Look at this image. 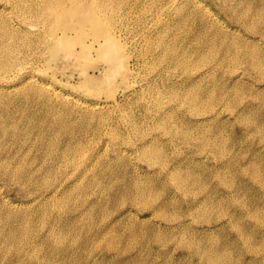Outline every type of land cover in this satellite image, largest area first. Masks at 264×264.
Wrapping results in <instances>:
<instances>
[{"label": "rangeland", "instance_id": "374dc122", "mask_svg": "<svg viewBox=\"0 0 264 264\" xmlns=\"http://www.w3.org/2000/svg\"><path fill=\"white\" fill-rule=\"evenodd\" d=\"M3 1L0 264H264V0H92L131 68L115 99L87 88L100 62L51 59L45 0Z\"/></svg>", "mask_w": 264, "mask_h": 264}, {"label": "bare ground", "instance_id": "6f19581e", "mask_svg": "<svg viewBox=\"0 0 264 264\" xmlns=\"http://www.w3.org/2000/svg\"><path fill=\"white\" fill-rule=\"evenodd\" d=\"M5 2H6V0H4ZM4 1H3V3H4ZM19 1V0H18ZM21 1V0H20ZM31 1H34V0H31ZM36 1H38V0H36ZM44 1V0H43ZM177 1V0H176ZM175 1V2H176ZM191 1V0H190ZM233 1V0H232ZM235 1V0H234ZM7 2H9V1H7ZM11 2V1H10ZM26 2H28V0L26 1ZM41 2V1H40ZM94 2V1H93ZM92 2V0H45L44 2H43V4H41L42 5V8H41V10H38V11H36L35 13L36 14H38V15H40L43 19H44V21H45V23H46V27H45V29H44V34H42V36H43V38H44V40H45V42L46 43H48V47H49V49L47 50V52L49 51L50 52V54L49 55H51V59H53V60H55V61H60V60H62L63 62H67V63H69V64H77L78 65V63L80 64V62L83 64L82 66H85V67H88V66H91L92 64L94 65V64H96L97 62H100L101 64H102V67H101V69L102 70H104L105 71V74H104V77H103V79H101V80H98V79H96V78H94V77H91V76H88L87 75V88L88 89H91V88H95V89H98V90H102V91H107V93H108V97H110V98H112V99H115L117 96H116V89H115V80H116V78H117V75H121L122 74V76H123V74L125 75V74H127V73H131V68H130V70L128 69V67H127V54H126V52H124L125 50H123V44H122V42H121V39H120V37H122V36H119V38H117V36H116V34H115V32L112 30V28H111V26H109V25H107V23L104 21V19L101 17V15L99 14V12L97 11V9H96V7H95V5H97V3L98 2H100V1H96L97 3L94 5V3ZM112 2V1H111ZM126 2V1H125ZM168 2H169V0H168ZM174 2V1H173ZM188 2H189V0H188ZM0 3H1V0H0ZM12 3V2H11ZM10 3V4H11ZM14 3V2H13ZM20 2H18L17 4H15V5H18ZM29 3V2H28ZM31 3V2H30ZM39 3V2H38ZM186 3V2H185ZM184 3V4H185ZM197 3V2H196ZM224 3V2H223ZM231 3V2H230ZM27 4V3H26ZM103 4V3H102ZM121 4V3H120ZM183 4V5H184ZM192 4V3H191ZM190 4V5H191ZM22 5V4H21ZM98 5H99V3H98ZM106 5H108V4H106ZM165 5V4H164ZM172 5V4H171ZM175 5H176V3H175ZM175 5H173V6H175ZM189 5V4H188ZM222 5V4H221ZM223 5H225V3L223 4ZM232 5H233V3H232ZM237 5H238V3H237ZM241 5V4H240ZM239 5V6H240ZM26 6H28V4L26 5ZM153 6V5H152ZM172 6V7H173ZM201 6V5H200ZM239 6H236V7H238L239 8ZM252 6V5H251ZM15 7V6H14ZM24 7V6H23ZM37 7V6H36ZM161 7V6H160ZM182 7H184V6H182ZM191 7V6H190ZM196 7V6H195ZM159 8V7H158ZM162 8V7H161ZM166 8H167V6H166ZM194 8V7H193ZM14 9V8H13ZM25 9H26V7H25ZM100 9V8H99ZM176 9V8H175ZM177 9H178V7H177ZM185 9V8H184ZM192 9V8H191ZM229 9H230V11L231 12H234L235 13V11H237L236 9H235V7L234 6H230L229 7ZM244 9V8H243ZM3 10H5V9H3ZM17 10V9H16ZM21 10V9H20ZM101 10V9H100ZM103 10V9H102ZM116 10V9H115ZM170 10H172V9H170ZM181 10H183V9H181ZM181 10H177V11H181ZM188 10V9H187ZM196 10V9H195ZM23 11V10H22ZM104 11V10H103ZM186 11V10H185ZM192 11V10H191ZM201 11V10H200ZM207 11V10H206ZM260 11V10H259ZM25 12V11H24ZM108 12H109V10H108ZM114 12V11H113ZM145 12V11H144ZM172 12V11H171ZM183 12V11H182ZM195 12V11H194ZM238 12V11H237ZM254 12V11H253ZM3 13V12H2ZM1 13V14H2ZM20 13H22V12H20ZM29 13V12H28ZM185 13V12H184ZM198 13H199V11H198ZM201 13V12H200ZM247 13H249V12H247ZM255 13V12H254ZM253 13V14H254ZM258 13V12H257ZM15 14V13H14ZM30 14V13H29ZM162 14V13H161ZM207 14V13H206ZM209 14V13H208ZM213 14V13H212ZM224 14V13H223ZM18 15H19V13H18ZM21 15V14H20ZM24 15V14H23ZM175 15V14H174ZM193 15V14H192ZM197 15V14H196ZM204 15V14H203ZM202 15V16H203ZM241 15H242V10H241ZM246 15V14H245ZM258 15V14H257ZM257 15L255 16V17H257ZM1 16V15H0ZM4 16V15H3ZM27 16V15H26ZM185 16V15H184ZM205 16V15H204ZM252 16V15H251ZM16 17H17V15H16ZM20 17V16H19ZM24 17H25V15H24ZM35 17V16H34ZM37 17V16H36ZM179 17V16H178ZM181 17V16H180ZM183 17V16H182ZM181 17V18H182ZM207 17V16H206ZM213 17V16H212ZM39 18V17H38ZM105 18V17H104ZM186 18V17H185ZM197 18V17H196ZM246 18V17H245ZM252 18H254V16H252ZM18 19H20V18H18ZM25 19V18H24ZM28 19V18H27ZM179 19V18H178ZM188 18H186V20H187ZM189 19H190V17H189ZM189 19H188V21H189ZM184 20V19H183ZM182 20V21H183ZM185 20V21H186ZM191 20V19H190ZM220 20V19H219ZM242 20V19H241ZM20 21V20H19ZM167 21V20H166ZM175 21V20H174ZM187 21V22H188ZM201 21H202V19H201ZM209 21V20H208ZM236 21V20H235ZM243 21V20H242ZM247 21H249V19L247 20ZM253 21V20H252ZM251 21V22H252ZM254 21H256V20H254ZM9 22V21H8ZM163 22V21H162ZM179 22V21H178ZM186 22V23H187ZM191 22V21H190ZM193 22H194V20H193ZM210 22V21H209ZM217 22H219V21H217ZM4 23H5V20H2V19H0V35L2 36V34H6V35H10V37L12 38L13 36H14V33H11L10 31L11 30H9L8 28H7V26L6 25H4ZM13 23V22H12ZM22 23V22H21ZM26 22H24V24H25ZM167 23V22H166ZM169 23V22H168ZM182 23V22H181ZM180 23V24H181ZM212 23V22H211ZM222 24H223V22H221ZM243 23V22H242ZM250 23V22H249ZM263 23V22H262ZM7 24V23H6ZM165 24V23H164ZM164 24H163V26H164ZM204 24H206V23H204ZM216 24V23H215ZM233 24V23H232ZM245 24V23H244ZM243 24V25H244ZM13 25H15V24H13ZM43 25H45V24H43ZM178 25V24H177ZM190 25V24H189ZM253 25H254V22H253ZM252 25V27H255V26H253ZM260 25H261V22H260ZM264 25V24H263ZM170 26V25H169ZM175 26V25H174ZM185 26H186V24L184 25V27L183 28H185ZM203 26V25H202ZM201 26V27H202ZM206 26V25H205ZM212 26V25H211ZM221 26V25H220ZM11 27V26H10ZM168 27V26H167ZM178 27V26H177ZM181 27V26H180ZM180 27H178V28H180ZM188 27V26H187ZM214 27V26H213ZM212 27V28H213ZM222 27H223V25H222ZM244 27V26H243ZM12 28H13V26H12ZM17 28V27H16ZM173 28V27H172ZM192 28V27H191ZM205 28H207V27H205ZM218 28V27H217ZM216 28V29H217ZM251 28V27H250ZM14 29V28H13ZM171 28H169V30H170ZM258 29V28H257ZM261 29H262V27H261ZM162 30V29H161ZM168 30V29H167ZM208 30H210V29H208ZM225 30V29H224ZM188 31V30H187ZM200 31H201V29H200ZM199 31V32H200ZM212 31H214V30H212ZM217 31V30H216ZM253 31V30H252ZM260 31V30H259ZM174 32V31H173ZM190 32V31H189ZM194 32H195V29H194ZM207 32V31H206ZM211 32V31H210ZM228 32V31H227ZM231 32V31H230ZM235 32V31H234ZM203 33V32H202ZM229 33V32H228ZM228 33H227V36H228ZM236 33V32H235ZM249 33H251V32H249ZM29 34V33H28ZM187 34V33H186ZM199 34V33H198ZM197 34V35H198ZM216 34V33H215ZM225 34V33H224ZM258 34H259V32H258ZM23 35V34H22ZM22 35H21V37H22ZM168 35H169V33H168ZM168 35H166V36H168ZM201 35V34H200ZM210 35H212V34H210ZM236 35V34H235ZM251 35H253V34H251ZM27 37L29 36V35H26ZM41 36V35H40ZM165 35H163V37H164ZM191 36V35H190ZM195 36V35H194ZM209 36V35H208ZM219 36H220V34H219ZM222 36V35H221ZM225 36V35H224ZM224 36H222V37H224ZM15 37V36H14ZM18 37V36H17ZM186 37L187 36H185V38L184 39H186ZM198 37V36H197ZM205 37H206V35H205ZM221 37V39L222 40H224V38H222ZM237 37V36H236ZM263 37H264V35H263ZM7 38V37H6ZM30 38V37H29ZM166 38V37H165ZM217 38V37H216ZM228 38H230L229 36H228ZM233 38H235V36L233 37ZM12 39H14V38H12ZM12 39H11V41H12ZM18 39H19V37H18ZM21 39V38H20ZM24 39V38H23ZM22 39V40H23ZM120 39V40H119ZM161 39V38H160ZM204 39V38H203ZM203 39H202V41H203ZM211 39V38H210ZM235 39H237V38H235ZM242 39H244V38H242ZM3 40V39H2ZM15 40V39H14ZM13 40V41H14ZM22 40H19V41H22ZM26 40V39H25ZM162 40V39H161ZM180 40V39H179ZM187 40V39H186ZM217 40H220L219 38L217 39ZM221 40V41H222ZM232 40V39H231ZM238 40H239V38H238ZM10 41V42H11ZM18 41V42H19ZM29 41V40H28ZM31 41V40H30ZM191 41V40H190ZM192 41H193V39H192ZM229 41V40H228ZM252 41V40H251ZM250 41V42H251ZM9 41L8 42H6V43H10ZM14 42H17V41H14ZM23 42V41H22ZM21 42V43H22ZM167 42V41H166ZM208 42V41H207ZM230 42V41H229ZM244 42V41H243ZM253 42V41H252ZM1 43V42H0ZM25 43V42H24ZM33 43V42H32ZM155 43V42H154ZM168 43V42H167ZM176 43V42H175ZM187 43V42H186ZM214 43V42H213ZM217 43V42H216ZM215 43V44H216ZM222 43V42H221ZM220 43V44H221ZM255 43V42H254ZM253 43V44H254ZM2 44V43H1ZM126 44V43H125ZM163 44V43H162ZM164 44H166V43H164ZM188 44V43H187ZM195 44H196V42H195ZM206 44V43H205ZM223 44V43H222ZM224 44H225V41H224ZM245 44H246V42H245ZM256 44V43H255ZM9 45V44H8ZM14 45V44H13ZM12 45V46H13ZM25 45V44H24ZM127 45V44H126ZM170 45V44H169ZM173 45V44H172ZM176 45H177V43H176ZM192 45V44H191ZM193 45H194V43H193ZM204 45V44H203ZM203 45H202V47H203ZM214 45V44H213ZM219 45V44H218ZM225 45H230L229 43L228 44H225ZM236 45H238V44H236ZM240 45H241V42H240V44H239V47L238 48H240ZM2 46V45H1ZM3 46H6V45H4L3 44ZM11 46V47H12ZM18 46H19V43H18ZM23 46V45H22ZM26 46V45H25ZM24 46V47H25ZM29 46H31L30 44H29ZM157 46V45H156ZM164 46V45H163ZM166 46V45H165ZM171 46V45H170ZM182 46V45H181ZM184 46H185V44H184ZM205 46V45H204ZM217 46V45H216ZM257 46V45H256ZM259 46V45H258ZM27 47V46H26ZM167 47H169V46H167ZM174 47H175V45H174ZM201 46H199V48H200ZM230 47V46H229ZM237 47V46H236ZM260 47V46H259ZM1 48V47H0ZM10 48V47H9ZM8 47H5L4 49H2V52L4 53L3 55H9V51H11L10 49H9ZM18 48H20V47H18ZM28 48V47H27ZM125 48V47H124ZM160 48V47H159ZM173 48V47H172ZM175 48H178V47H175ZM182 48V47H181ZM187 48V47H186ZM192 48V47H191ZM197 48H198V46H197ZM198 48V49H199ZM211 48H214V47H211ZM223 48V47H222ZM233 48H235V47H233ZM252 48V47H251ZM12 49H14V48H12ZM168 49V48H167ZM169 49H171V48H169ZM168 49V50H169ZM185 49V48H184ZM187 49H189V47L187 48ZM198 49H197V51H198ZM215 49H217V47H215ZM224 49V48H223ZM222 49V50H223ZM244 49H245V46H244ZM260 49V48H259ZM17 50H19V49H17ZM176 50V49H175ZM190 50V49H189ZM204 50V49H203ZM257 50V49H256ZM255 50V51H256ZM165 51V50H164ZM179 51V50H178ZM178 51H177V53H178ZM183 51V50H182ZM215 51V50H214ZM221 51V50H220ZM225 51V50H224ZM227 51H229L228 50V48H227ZM235 51V50H234ZM233 51V52H234ZM237 51H238V49H237ZM241 51H242V48H241ZM251 51V50H250ZM258 51V50H257ZM260 51V50H259ZM1 52V51H0ZM13 52V51H12ZM17 52V51H16ZM19 52H20V50H19ZM96 53V55H97V57H95V55L93 54V53ZM162 52V51H161ZM173 53H174V51H172ZM171 52V53H172ZM186 52V51H185ZM185 52H183L184 54H185ZM208 52H209V50H208ZM217 52V51H216ZM222 52V51H221ZM231 52V51H230ZM236 52V51H235ZM11 53V52H10ZM167 53V54H166ZM169 53H170V51H169ZM172 53V54H173ZM176 53V52H175ZM210 53V52H209ZM219 53V52H218ZM218 53H217V55H218ZM224 53V52H223ZM238 53H239V55H240V52L238 51ZM238 53H236V54H238ZM243 53V52H242ZM248 54H249V52H247ZM0 54H2V53H0ZM16 55H17V53H15ZM186 54L188 55V53L186 52ZM194 54H195V52H194ZM197 54V53H196ZM202 54V53H201ZM228 54V53H227ZM232 54V53H231ZM128 55H129V53H128ZM164 55V54H163ZM165 55H168V52H165ZM170 55V54H169ZM175 55V54H174ZM178 55H179V53H178ZM177 55V56H178ZM200 55V54H199ZM211 55H212V52H211ZM213 55H214V52H213ZM216 55V56H217ZM235 55V54H234ZM250 55V54H249ZM11 56V55H10ZM15 56V55H14ZM173 56V55H172ZM172 56H171V58H172ZM195 55H193V57H194ZM205 56V55H204ZM208 56V55H207ZM206 56V57H207ZM210 56V55H209ZM243 56V55H242ZM255 56V55H254ZM253 56V57H254ZM261 56V55H260ZM18 57V56H17ZM20 57V56H19ZM40 57V56H39ZM164 57V56H163ZM162 57V58H163ZM169 57V56H168ZM181 57V56H180ZM179 57V58H180ZM183 57H184V55H183ZM211 57V56H210ZM213 57V56H212ZM214 57H215V55H214ZM226 57V56H225ZM237 57V56H236ZM239 57V56H238ZM248 57V56H247ZM250 57H252L251 55H250ZM257 57V56H256ZM11 58V57H10ZM165 58H166V56H165ZM176 58V57H175ZM208 58V57H207ZM255 58V57H254ZM263 58V57H262ZM7 59H9V58H7ZM12 59V58H11ZM168 59V58H167ZM177 59V58H176ZM203 60H205L204 58H202ZM209 59H211V58H209ZM213 59V58H212ZM215 59V58H214ZM234 59V58H233ZM240 59V58H239ZM238 59V60H239ZM243 59V58H242ZM257 59V58H256ZM255 59V60H256ZM17 59H15L14 61H16ZM50 60V59H49ZM178 60V59H177ZM179 60H181V58L179 59ZM193 60V59H192ZM198 60H201V57H200V59H198ZM219 60V59H218ZM227 60V59H226ZM230 60V59H229ZM262 60H264V59H262ZM9 61V60H8ZM11 61V60H10ZM9 61V62H10ZM155 61V60H154ZM171 61V60H170ZM172 61H174L173 60V58H172ZM186 61H189V63H190V60H186ZM206 61V60H205ZM223 61V60H222ZM237 61V60H236ZM244 61H245V59H244ZM249 61H251V60H249ZM253 62H256V61H254V59L252 60ZM261 60H259V62H260ZM178 62V61H177ZM177 62H176V64H177ZM195 62H196V60H195ZM233 62H235V59H234V61ZM240 62V61H239ZM239 62H237V64L239 63ZM242 62V61H241ZM258 62V61H257ZM256 62V63H257ZM12 63H15V62H12ZM173 63H175V62H173ZM182 63V62H181ZM206 63H208V62H206ZM249 63V62H248ZM261 63V62H260ZM259 63V64H260ZM2 64H4L3 66H7V69H8V63H7V61H6V59H3V61H2ZM1 64V65H2ZM15 64H17V63H15ZM18 64H20V63H18ZM17 64V65H18ZM187 64V63H186ZM194 64V63H193ZM203 64V63H202ZM250 64V63H249ZM262 64V63H261ZM261 64H260V66H261ZM0 65V66H1ZM10 65H11V63H10ZM100 65V64H99ZM163 65V64H162ZM178 65V64H177ZM188 65H190V64H188ZM196 65V64H195ZM194 65V66H195ZM199 65H200V63L198 62V67H199ZM253 64H251L250 66H252ZM2 66V67H3ZM12 66H13V64H12ZM12 66H11V68H12ZM21 66H23V65H21ZM76 66V65H75ZM128 66H129V64H128ZM164 66V65H163ZM181 66V65H180ZM185 66H187V65H185ZM194 66H191V67H194ZM205 66V65H204ZM210 66V65H209ZM14 67V66H13ZM69 67V66H68ZM78 67V66H77ZM85 67H83V72H87V70H85L84 68ZM153 67V66H152ZM151 67V68H152ZM161 67V66H160ZM178 67V66H177ZM189 67V66H188ZM201 67H202V65H201ZM200 67V68H201ZM211 67V66H210ZM212 67H214V66H212ZM216 68H217V66H215ZM215 67H214V70H215ZM259 67V66H258ZM257 67V68H258ZM1 68V67H0ZM19 68H20V66H19ZM18 68V69H19ZM24 68V67H23ZM22 68V69H23ZM27 68V67H26ZM80 68H82V67H80ZM162 68V67H161ZM169 68V67H168ZM167 68V69H168ZM176 68V67H175ZM174 68V69H175ZM197 68V66L195 67V68H193V69H196ZM204 68V67H203ZM262 68V67H261ZM4 69H6V68H4ZM17 69V68H16ZM21 69V68H20ZM179 69H181V68H179ZM183 69V68H182ZM185 71L187 72V68L185 67ZM191 69V72L193 71L192 70V68H190ZM208 69H210V68H208ZM218 69V68H217ZM255 69V68H254ZM263 69V68H262ZM1 70H2V68H1ZM1 70H0V72H1ZM9 70V69H8ZM165 70V69H164ZM170 70V69H169ZM259 70V69H258ZM103 71V72H104ZM172 71H174V70H172L171 69V72ZM176 71H178L177 69H176ZM180 71V70H179ZM196 71V70H195ZM200 71V70H199ZM212 71V70H211ZM211 71H210V73H211ZM13 72V71H12ZM27 72V71H26ZM183 72H184V70H183ZM194 72V71H193ZM196 72H198V71H196ZM216 72V71H215ZM258 72V71H257ZM4 73V72H3ZM7 73H8V71H7ZM195 73V72H194ZM209 72H207V74H208ZM262 73V72H261ZM260 73V74H261ZM264 73V72H263ZM14 74V73H13ZM28 74V73H27ZM184 75H185V72L183 73ZM214 74V73H213ZM259 74V73H258ZM4 75V74H3ZM9 75H10V73H9ZM21 75V74H20ZM82 75V74H81ZM84 75V74H83ZM192 75V74H191ZM263 75V74H262ZM261 75V76H262ZM4 76H7V75H4ZM15 76H16V74H15ZM14 76V77H15ZM26 76V75H25ZM28 76H29V74H28ZM127 76H129L128 74H127ZM206 76V75H205ZM10 77V76H9ZM191 77V76H190ZM263 77V76H262ZM17 78V77H16ZM32 78V77H31ZM201 78V77H200ZM199 78V79H200ZM203 78V77H202ZM3 79V78H2ZM12 79V78H11ZM19 79V78H18ZM17 79V80H18ZM34 79H35V77H34ZM127 79V78H126ZM32 81H33V79H31ZM202 80V79H201ZM16 81V80H15ZM38 81V80H37ZM84 81H86V80H84ZM194 81V80H193ZM203 81H204V79H203ZM4 82H6V81H4ZM31 82V81H30ZM29 82V83H30ZM15 83V82H14ZM19 83V82H18ZM17 83V84H18ZM43 83V82H42ZM41 83V84H42ZM193 83V82H192ZM191 83V84H192ZM201 83V81L199 82V84ZM26 84V83H25ZM28 84V83H27ZM21 85H23V83L21 84ZM32 85V84H31ZM30 85V86H31ZM193 85V84H192ZM214 85V84H213ZM15 86V85H14ZM20 86V85H19ZM32 86H34V85H32ZM36 86V85H35ZM41 86V85H40ZM49 86H51V85H49ZM21 87V86H20ZM19 87V88H20ZM37 87H39V86H37ZM42 87V86H41ZM53 87V86H52ZM151 87V86H150ZM186 87V86H185ZM193 87V86H192ZM195 87V86H194ZM214 87V86H213ZM49 88V87H48ZM80 88V87H79ZM33 89H34V87H33ZM193 88H191V90H192ZM196 89H197V87H196ZM211 89V88H210ZM238 89V88H237ZM8 90V89H7ZM13 90V89H12ZM15 90V89H14ZM93 90L94 89H92V92H93ZM118 90V89H117ZM157 90H158V88H157ZM161 90H163V89H161ZM165 90V89H164ZM199 90H201V89H199ZM198 90V91H199ZM16 91V90H15ZM45 91V90H44ZM50 91V90H49ZM159 91V90H158ZM187 91H189V90H187ZM194 91H196L195 89L193 90V92ZM198 91H197V93H198ZM212 91H213V89H212ZM211 91V92H212ZM217 91V90H216ZM222 91V90H221ZM237 91V90H236ZM1 92V91H0ZM4 92V91H3ZM46 92V91H45ZM48 92V91H47ZM46 92V93H47ZM90 92V91H89ZM91 92V93H92ZM162 92V91H161ZM201 92V91H200ZM9 93V92H8ZM7 93V94H8ZM163 93V92H162ZM162 93H158V94H162ZM165 93H167V91L165 92ZM164 93V94H165ZM202 93V92H201ZM210 93V92H209ZM7 94H4V95H7ZM24 94V93H23ZM22 94V95H23ZM190 94H191V92H190ZM193 94V93H192ZM56 95V94H55ZM170 95V94H169ZM174 95V94H173ZM196 95H198V94H196ZM200 95V94H199ZM199 95L198 96H196V97H198L199 98ZM161 95H159V97H160ZM168 96V95H167ZM166 96V97H167ZM186 96V95H185ZM190 96L191 95H189L188 96V98L190 99ZM213 96V95H212ZM46 97V96H45ZM57 97H58V94H57ZM62 97V96H61ZM159 97H158V99H157V101H159ZM163 97V96H162ZM192 97V96H191ZM194 97V96H193ZM192 97V98H193ZM201 97V96H200ZM0 98H1V96H0ZM28 98V97H27ZM170 98V97H169ZM174 98V97H173ZM185 98V97H184ZM183 98V99H184ZM45 99V98H44ZM52 99V98H51ZM50 99V100H51ZM162 99V98H161ZM171 99V98H170ZM187 99V98H186ZM202 99V98H201ZM201 99H200V102H201ZM54 100V99H53ZM175 100H177V98L175 99ZM175 100H172V101H175ZM196 100V99H195ZM198 100V99H197ZM4 101V100H3ZM11 101V100H10ZM115 101H117V100H115ZM179 101V100H178ZM190 101V100H189ZM194 101V100H193ZM192 100H191V103H193L194 104V102H193ZM32 102V101H31ZM56 102H59V101H56ZM60 102H62V101H60ZM156 102V101H155ZM166 102V101H165ZM164 102V103H165ZM168 102V101H167ZM175 102H177V101H175ZM181 102V101H180ZM9 103V102H8ZM11 103V102H10ZM21 103V102H20ZM23 103V102H22ZM28 103V102H27ZM117 103V102H116ZM115 103V104H116ZM160 103H163V101L162 102H160ZM170 103H171V101H170ZM184 102L182 101V104H183ZM188 103V102H187ZM202 103V102H201ZM211 103V102H210ZM31 104V103H30ZM86 104V103H85ZM167 104V103H166ZM173 104V103H172ZM172 104H170L169 106H171ZM178 104V103H177ZM185 104H186V102H185ZM195 104H196V102H195ZM199 104V103H198ZM41 105V104H40ZM68 105V104H67ZM70 105V104H69ZM163 106H164V104H162ZM180 105V104H179ZM187 106H188V108H189V106L192 108V106L189 104H186ZM203 105V104H202ZM119 106V105H118ZM159 106V105H158ZM161 106V105H160ZM159 106V107H160ZM166 106V105H165ZM187 106H185V107H187ZM195 106V105H194ZM26 107V106H25ZM71 107V106H70ZM211 107H214V106H211ZM211 107H210V109H211ZM79 108H80V106H79ZM99 108V107H98ZM158 108V107H157ZM196 108H197V106H196ZM196 108H194V109H196ZM203 108V107H202ZM162 109L163 108H161V109H159V110H161L162 111ZM168 109V108H167ZM85 111H87L86 109H84ZM159 110L157 109V111L159 112ZM190 110H192V109H190ZM213 110V109H212ZM73 111V110H72ZM164 111H165V109H164ZM167 111H169V110H167ZM93 112V111H92ZM210 112V111H209ZM89 113V112H88ZM162 113H163V111H162ZM168 113V112H167ZM172 113V112H171ZM202 113V112H201ZM96 114V113H95ZM157 114V113H156ZM159 114H161L160 112H159ZM162 115V114H161ZM168 115V114H167ZM197 115V114H196ZM21 116H23V115H21ZM54 116V115H53ZM158 116V115H157ZM198 116V115H197ZM26 117V116H25ZM33 116H31V118H32ZM89 117V116H88ZM156 117V116H155ZM159 117H160V115H159ZM164 117V116H163ZM162 117V118H163ZM168 117V116H167ZM212 117H214V116H212ZM30 118V119H31ZM93 118H94V116H93ZM125 118V117H124ZM157 118V117H156ZM29 119V120H30ZM166 119V118H165ZM204 119V118H203ZM207 119V121H208V118H206ZM210 119H211V117H210ZM214 119V118H213ZM163 121H165V120H162V123H163ZM211 121V120H210ZM161 122V121H160ZM167 122V121H166ZM164 124V123H163ZM54 125V124H53ZM63 125V124H62ZM168 125V124H167ZM167 125H165V126H167ZM174 125V124H173ZM155 127V126H154ZM153 127V128H154ZM168 127H169V125H168ZM8 128V127H7ZM6 128V129H7ZM60 128V127H59ZM58 128V129H59ZM173 128V127H172ZM181 128V127H180ZM190 128V127H189ZM4 129V128H3ZM2 129V130H3ZM48 129V128H47ZM157 129H159V128H157ZM165 129H167V128H165ZM29 130V129H28ZM62 130V129H61ZM180 130V129H179ZM189 131H190V129H188ZM187 130V131H188ZM58 130L56 129V131L55 132H57ZM173 130H171V132H172ZM178 131V130H177ZM184 131V130H183ZM185 131H186V129H185ZM69 132V131H68ZM170 132V131H169ZM170 132V133H171ZM179 132V131H178ZM16 133V132H15ZM180 133H182V132H180ZM17 134V133H16ZM185 134V133H184ZM183 134V135H184ZM188 134V133H187ZM191 134V133H190ZM15 135V134H14ZM179 135V134H178ZM185 136V135H184ZM190 136V135H189ZM186 137H184V139H185ZM183 139V138H182ZM186 140V139H185ZM51 142V141H50ZM205 144H206V142H205ZM208 144V143H207ZM218 145V144H217ZM205 146V145H204ZM203 147V146H202ZM216 147V146H215ZM155 148V147H154ZM154 148H153V150H154ZM157 148H159V146L157 147ZM156 148V149H157ZM144 149H146V148H144ZM143 149V150H144ZM150 149V148H149ZM142 150V149H141ZM146 150H148V149H146ZM153 150H152V152H153ZM158 150V149H157ZM161 150V149H160ZM160 150H159V152H160ZM57 152V151H56ZM63 152H64V150H63ZM144 152H145V150H144ZM143 152V154H145ZM149 152V151H148ZM151 152V153H152ZM154 152H156V151H154ZM162 152V151H161ZM158 153V152H157ZM80 154V153H79ZM147 154V153H146ZM161 154V153H160ZM85 155V154H84ZM150 155H152V154H150ZM157 155V154H156ZM156 155L154 156V157H156ZM149 156V155H148ZM153 156V155H152ZM158 156V155H157ZM141 157H143V155L141 156ZM145 157V156H144ZM82 158H85V157H82ZM153 158V157H152ZM158 158H161V155H160V157L158 156L157 157V159ZM143 159V158H142ZM150 159V158H149ZM156 159V160H157ZM144 160H145V158H144ZM148 160V159H147ZM152 160V159H151ZM153 161H154V159H153ZM152 161V162H153ZM20 162V161H19ZM147 162V161H146ZM155 162V161H154ZM157 163L159 162L158 160L156 161ZM2 164V163H1ZM151 164V163H150ZM22 165V164H21ZM1 166V165H0ZM2 166H4V165H2ZM22 167V166H21ZM2 168V167H1ZM7 168V167H6ZM6 168H4V169H6ZM9 168V167H8ZM17 168V167H16ZM25 169V168H24ZM23 169V170H24ZM6 170H9L10 171V169H6ZM15 170V169H14ZM86 170V169H85ZM177 170V169H176ZM175 170V171H176ZM179 170H180V173H182L181 172V169L179 168ZM178 170V171H179ZM190 170V169H189ZM15 171H17V169L15 170ZM19 171V170H18ZM34 171V170H33ZM20 172V171H19ZM185 172V171H184ZM191 172V171H190ZM8 173V172H7ZM11 173V172H10ZM15 173V172H14ZM27 173V172H26ZM25 173V174H26ZM172 173V172H171ZM178 173V172H177ZM24 174V173H23ZM172 174H174V173H172ZM179 174V173H178ZM13 175V174H12ZM169 175V174H168ZM182 175V174H181ZM180 175V176H181ZM186 175V174H185ZM8 176V175H7ZM14 176V175H13ZM178 176V175H177ZM188 176V175H187ZM195 176V175H194ZM14 177H16V175L14 176ZM23 177V176H22ZM179 177V176H178ZM177 177V178H178ZM189 177H190V175H189ZM188 177V178H189ZM192 177V176H191ZM34 178V177H33ZM38 178V177H37ZM182 178V177H181ZM180 178V179H181ZM184 178V177H183ZM183 178H182V180H183ZM187 178V177H186ZM185 178V179H186ZM195 177H193V179H194ZM39 179V178H38ZM190 179V178H189ZM21 180V179H20ZM33 180V179H32ZM196 180H197V178H196ZM196 180L194 181V183H196ZM10 181V180H9ZM29 181V180H28ZM40 182V181H39ZM45 182V181H44ZM178 182H180L179 180H178ZM185 182V181H184ZM184 182H182V185L184 184ZM187 182H188V180H187ZM31 183V182H30ZM19 184V183H18ZM181 185V184H180ZM179 185V186H180ZM185 186H186V184H184ZM183 185V186H184ZM188 186V185H187ZM58 187V186H57ZM136 187V186H135ZM184 188V187H183ZM187 188V187H186ZM181 189V188H180ZM54 191V190H53ZM135 191H136V188H135ZM185 191H186V189H185ZM56 193V192H55ZM141 193V192H140ZM135 194V193H134ZM57 195V194H56ZM59 195V194H58ZM48 196V195H47ZM139 196V195H138ZM59 197V196H58ZM57 198V197H56ZM146 199V198H145ZM143 200V199H142ZM144 201H146V200H144ZM61 202V201H60ZM190 208V207H189ZM192 208V207H191ZM195 209V208H194ZM194 209H191V210H194ZM197 211V210H196Z\"/></svg>", "mask_w": 264, "mask_h": 264}]
</instances>
